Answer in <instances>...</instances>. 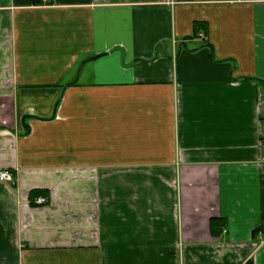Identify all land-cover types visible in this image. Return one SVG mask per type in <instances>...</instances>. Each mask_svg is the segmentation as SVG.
I'll return each instance as SVG.
<instances>
[{
	"label": "crops",
	"instance_id": "crops-1",
	"mask_svg": "<svg viewBox=\"0 0 264 264\" xmlns=\"http://www.w3.org/2000/svg\"><path fill=\"white\" fill-rule=\"evenodd\" d=\"M0 168V264H264V0H0Z\"/></svg>",
	"mask_w": 264,
	"mask_h": 264
},
{
	"label": "built area",
	"instance_id": "built-area-1",
	"mask_svg": "<svg viewBox=\"0 0 264 264\" xmlns=\"http://www.w3.org/2000/svg\"><path fill=\"white\" fill-rule=\"evenodd\" d=\"M0 181L2 182H15V175L12 171L5 168H0ZM48 201L46 197L40 196L35 198V203L45 204Z\"/></svg>",
	"mask_w": 264,
	"mask_h": 264
},
{
	"label": "trees",
	"instance_id": "trees-1",
	"mask_svg": "<svg viewBox=\"0 0 264 264\" xmlns=\"http://www.w3.org/2000/svg\"><path fill=\"white\" fill-rule=\"evenodd\" d=\"M35 191H38V190H33L32 191V193L35 195V193H37V192H35ZM31 199H32V203H35V197L32 195V197H31Z\"/></svg>",
	"mask_w": 264,
	"mask_h": 264
}]
</instances>
